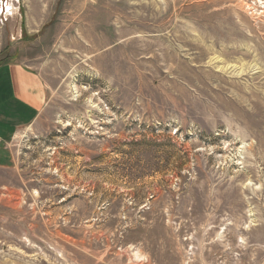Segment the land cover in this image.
Here are the masks:
<instances>
[{
  "label": "rangeland",
  "instance_id": "rangeland-1",
  "mask_svg": "<svg viewBox=\"0 0 264 264\" xmlns=\"http://www.w3.org/2000/svg\"><path fill=\"white\" fill-rule=\"evenodd\" d=\"M10 59L0 264H264V0H0Z\"/></svg>",
  "mask_w": 264,
  "mask_h": 264
},
{
  "label": "crops",
  "instance_id": "crops-1",
  "mask_svg": "<svg viewBox=\"0 0 264 264\" xmlns=\"http://www.w3.org/2000/svg\"><path fill=\"white\" fill-rule=\"evenodd\" d=\"M45 96L38 72L19 59L0 61V169H8L10 141L34 123Z\"/></svg>",
  "mask_w": 264,
  "mask_h": 264
}]
</instances>
